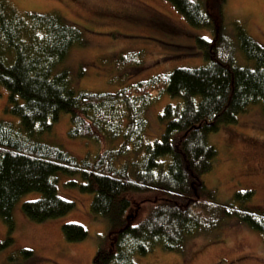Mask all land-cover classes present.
<instances>
[{"label":"trees","instance_id":"trees-1","mask_svg":"<svg viewBox=\"0 0 264 264\" xmlns=\"http://www.w3.org/2000/svg\"><path fill=\"white\" fill-rule=\"evenodd\" d=\"M167 1L189 26L213 33L212 40L196 38L205 64L175 68L110 93L77 89L69 70L57 68L71 48L84 45L76 24L56 12L19 16L0 0V87L7 91L5 111L21 125L0 121V218L7 227L0 251L13 243L12 213L24 195L40 194L22 204L24 214L37 223L72 210L74 203L57 194L58 173L80 176V184H71L92 195L91 213L108 224L93 264H136L135 257L156 248L185 256L195 239H218L229 219L260 233L264 241V207L247 206L253 191L236 192L222 204L201 180L218 155L207 135L234 124L255 105L264 113V47L239 24L228 33L221 14L208 11L212 0ZM238 53L250 64L241 65ZM154 93L179 102L163 108L164 131L150 142L143 137ZM63 113L69 116L70 137L99 146L95 156L77 160L35 141L34 135L50 130ZM118 139V148L103 147ZM151 194L144 216L135 221L133 207L142 204L135 198ZM62 233L72 243L87 237L75 223L63 224ZM18 256L29 259L32 253L24 249L10 259Z\"/></svg>","mask_w":264,"mask_h":264},{"label":"rangeland","instance_id":"rangeland-1","mask_svg":"<svg viewBox=\"0 0 264 264\" xmlns=\"http://www.w3.org/2000/svg\"><path fill=\"white\" fill-rule=\"evenodd\" d=\"M19 16L25 13L56 12L83 31V46L70 49L58 69L66 67L77 89L110 92L147 81L175 68H193L205 64L197 50L196 38L213 39L207 29L191 27L167 0H1ZM202 1L206 0H193ZM209 3V2H208ZM212 0L209 9L221 14L228 33H234V24L241 25L247 34L264 47V0H224L218 8ZM211 10V11H212ZM212 11V12H214ZM240 52V51H239ZM241 65L250 64L241 53ZM134 57L135 61H123ZM154 97L146 110V140L160 138L165 123L159 114L168 104H176L167 93ZM7 91L0 87V121L15 127L19 119L5 111ZM69 116L61 114L50 130L36 133L35 141L59 147L77 160L93 157L99 146L68 135ZM207 142L217 149L213 169L202 175L204 185L215 190L219 203L228 202L236 192L253 191L247 204L264 207V113L255 105L238 116L234 124L222 125L207 135ZM121 141L113 140L104 148H118ZM122 161V160H120ZM118 164V163H117ZM57 194L74 206L67 214L41 223L30 220L22 210L25 201L39 199L40 194L24 195L14 206L13 243L0 251V264H93L97 242L106 236L109 227L104 218L90 211L92 195L82 193L77 185L78 175L56 174ZM153 195H139L133 207L135 221L141 219L147 200ZM215 240L198 238L182 253L165 252L159 248L143 257H135L136 264H264L262 235L245 225L226 220ZM75 223L83 226L87 237L80 242H68L62 225ZM7 237V227L0 218V241ZM28 249L27 259L12 254Z\"/></svg>","mask_w":264,"mask_h":264}]
</instances>
